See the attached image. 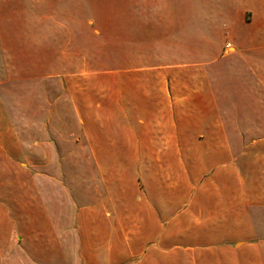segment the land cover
<instances>
[{
    "label": "crops",
    "instance_id": "1",
    "mask_svg": "<svg viewBox=\"0 0 264 264\" xmlns=\"http://www.w3.org/2000/svg\"><path fill=\"white\" fill-rule=\"evenodd\" d=\"M16 1L0 0V149L6 151L26 147L11 118L40 109H9L6 86L36 79L45 115L55 101L54 29L45 24L53 16L24 13ZM205 24L188 30L196 41L184 58L177 55L182 31L172 23L174 55L157 66L166 76L143 79V139L135 146L174 150L173 161L159 162L173 169V183L150 167L141 188L132 180L123 187L119 174H94L93 183L74 186L67 173L32 172L36 235L21 236L23 218L0 207V264H264V0H221V15H208ZM49 50L44 65L40 55L48 59ZM40 67L52 70L39 73ZM219 67L222 77L214 75ZM28 146L39 155V141ZM142 164L152 162L144 157Z\"/></svg>",
    "mask_w": 264,
    "mask_h": 264
},
{
    "label": "rangeland",
    "instance_id": "2",
    "mask_svg": "<svg viewBox=\"0 0 264 264\" xmlns=\"http://www.w3.org/2000/svg\"><path fill=\"white\" fill-rule=\"evenodd\" d=\"M16 3L22 4L24 13L36 11L40 18L52 15L54 19L49 18L45 23L49 29L53 24L54 29V36L49 37L51 45L53 39L54 70L45 67L38 70L44 74L54 71L50 89L55 101L49 107L50 114L45 115L42 107L37 106L42 85L36 79L5 88L9 109L20 108L23 113H30L40 108L39 115L11 118L20 131L24 150L18 145L10 151L0 149V207L9 206L14 217L23 218L17 230L21 236L34 237L36 234L30 228L31 208L37 204V198L31 192L32 172L48 173L52 178L67 173L66 183L74 186L93 183L94 174L102 173L108 179L119 174L123 187L132 180L141 188L144 168L150 167L154 173L160 168L161 157L168 156L173 161L174 150L135 146L136 141L143 139V79L166 76L157 66L174 55V37L168 35L173 25L177 32L182 31V36L177 37L182 42L177 55L192 56L188 49L196 38L186 36L188 30L195 28L196 22L199 28L205 27L208 15H221V0H21ZM46 56L42 59L40 55L44 65L46 60H51L50 50L49 58ZM149 63L154 67L145 68ZM221 71V67L214 69V75L222 77ZM150 120L154 122L152 126H158V117ZM157 135L155 132L154 136ZM46 139L53 147L46 146ZM36 141L40 145L36 150L39 155L32 154L28 146ZM37 156L51 157V162L39 164ZM144 157L152 164L144 166ZM160 169L170 186L173 169L163 165ZM41 181L47 184L42 178Z\"/></svg>",
    "mask_w": 264,
    "mask_h": 264
},
{
    "label": "built area",
    "instance_id": "3",
    "mask_svg": "<svg viewBox=\"0 0 264 264\" xmlns=\"http://www.w3.org/2000/svg\"><path fill=\"white\" fill-rule=\"evenodd\" d=\"M227 46L229 47V46H230V44H229V43H227Z\"/></svg>",
    "mask_w": 264,
    "mask_h": 264
}]
</instances>
